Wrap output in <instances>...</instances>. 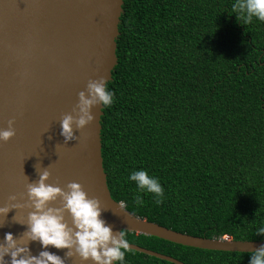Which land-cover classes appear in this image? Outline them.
Wrapping results in <instances>:
<instances>
[{"label": "trees", "instance_id": "1", "mask_svg": "<svg viewBox=\"0 0 264 264\" xmlns=\"http://www.w3.org/2000/svg\"><path fill=\"white\" fill-rule=\"evenodd\" d=\"M234 2L125 0L103 165L113 199L134 215L196 236L264 240V22L237 21ZM141 169L158 179L159 204L128 180ZM124 232L185 264H249L251 252ZM125 262L175 264L133 249Z\"/></svg>", "mask_w": 264, "mask_h": 264}, {"label": "water", "instance_id": "2", "mask_svg": "<svg viewBox=\"0 0 264 264\" xmlns=\"http://www.w3.org/2000/svg\"><path fill=\"white\" fill-rule=\"evenodd\" d=\"M125 0H0V130L13 121L14 135L0 140V245L5 233L38 256L48 251L63 264H94L69 249L41 246L28 240V217L34 211L27 187L49 172L46 184L67 191L79 183L88 198L99 200L101 218L113 232L126 230L156 236L186 246L210 250L252 252L264 240L196 236L176 231L129 212L113 199L103 165L101 118L103 106L91 108L94 119L73 138L61 135V120L78 113V94L89 81L112 79L118 63L117 38ZM11 197H15L11 199ZM61 198L48 207H60ZM71 227L72 218L64 213ZM130 249L185 264L158 251L129 243ZM10 256L3 264H10Z\"/></svg>", "mask_w": 264, "mask_h": 264}, {"label": "clouds", "instance_id": "3", "mask_svg": "<svg viewBox=\"0 0 264 264\" xmlns=\"http://www.w3.org/2000/svg\"><path fill=\"white\" fill-rule=\"evenodd\" d=\"M231 10L236 15L237 21L245 25L253 18L264 22V0H235ZM113 100V93L106 89L103 78L89 81L87 94L84 91L78 94L77 115L75 117L65 115L61 120V135L65 140L72 139L73 125L81 129L94 119L91 114L94 105L107 107L113 103ZM12 124L13 121H9L8 128L0 130V140L8 141L14 135ZM48 176V171L42 172L39 182L27 187L34 211L28 217L29 227L25 233L26 238L39 241L44 248L51 245L57 249H69L67 256L75 253L81 260L91 259L94 264H126L125 253L129 252L130 245L125 232L124 230L113 232L101 218L99 200L88 198L82 186L76 182L68 183L67 191L46 184ZM128 180L135 183L138 191L152 193L156 204L161 202L163 189L156 177L141 169L132 171ZM57 197L61 198L62 205L48 207ZM135 203L140 205L143 201L135 197ZM7 211V208H0V213ZM65 212L71 215V227L64 220ZM256 231L257 234L264 235V226ZM5 255L10 256V264H63L59 256L48 251H41L38 256L29 255L28 249L18 245L11 233H5L4 244L0 245V264H3ZM249 264H264V245L250 253Z\"/></svg>", "mask_w": 264, "mask_h": 264}]
</instances>
